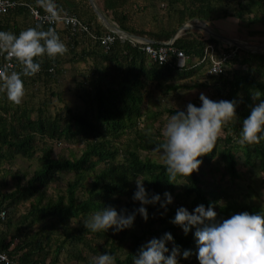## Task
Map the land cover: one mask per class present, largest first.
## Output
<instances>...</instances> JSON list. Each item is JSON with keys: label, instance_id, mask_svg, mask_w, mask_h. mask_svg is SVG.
<instances>
[{"label": "trees", "instance_id": "trees-1", "mask_svg": "<svg viewBox=\"0 0 264 264\" xmlns=\"http://www.w3.org/2000/svg\"><path fill=\"white\" fill-rule=\"evenodd\" d=\"M17 1L26 6L18 5L0 15V30L18 35L28 27L53 29L67 45V51L54 57L47 54L35 57L41 70L34 76H22L24 86L30 84L33 88L31 96L36 98L43 94L44 99L37 103L24 99L19 104L7 101L0 110V166L12 164L17 157L36 158L37 162L29 177L13 173V189L5 193L0 191V212L5 213L4 218H0V252L13 264H60V256L68 244L62 264H90L88 256L102 252L112 253L116 264H133L134 255L148 236L160 237L171 232L174 243L181 248L180 264H199L195 228L185 234L171 221L180 206L190 211L201 203L215 208L220 197L227 196L221 191L218 196H211L205 189L206 170L217 167L221 169V178L227 174L237 179L236 149H241L245 166H257L264 173V141L240 143L243 119L260 99H264V52L251 53L237 48L223 75L201 82V73L208 69L207 64L186 69L159 66L142 50L144 45L118 37L105 49L88 33L35 24L27 7H40L53 1L59 14L75 15L89 27L91 34H113L99 23L87 0ZM95 2L104 16L121 30L160 44L169 41L177 29L189 21L207 24L236 18L244 24L264 27V0ZM254 34L248 32V36ZM258 35L264 41V30ZM209 44L216 48L222 45L193 29L183 31L173 42L174 47L190 57L188 66L201 59ZM20 65L22 62L16 64L15 72H21ZM75 65H82L83 69L72 72ZM68 70L73 82L77 74L81 77L77 96L84 107L64 105L63 112L51 115L47 97L62 101L59 83L63 82ZM11 73L0 72V77ZM198 87L211 89L215 100H236V117L233 122L228 120L224 124L223 134L212 152L200 157L202 164L198 171L190 177L178 175L169 182L162 149L158 148L164 142L161 135L164 124L158 120L163 115L160 104L163 97L180 89ZM255 92L260 93V97L255 98ZM149 100H154V108L148 105ZM53 143L77 144L81 150L78 155L72 150L69 155L55 154ZM152 154L160 161L150 157ZM63 174H72L73 179L67 180L60 189L59 178ZM137 179L144 181L150 194L160 193L162 197L165 191L173 194L174 200L167 210L159 203L148 205L147 221L138 214L133 227L119 232L113 229L93 232L82 223L75 234L76 229L69 227L73 218L85 219L90 212L103 207L115 206L118 210L127 208L129 211L138 208L140 203L132 199ZM2 186L6 184L3 182ZM260 208L259 204L232 199L215 210L217 219H224ZM35 226L40 227L33 231ZM167 246L171 250L173 242ZM185 249L193 252L187 259L182 256Z\"/></svg>", "mask_w": 264, "mask_h": 264}, {"label": "clouds", "instance_id": "clouds-1", "mask_svg": "<svg viewBox=\"0 0 264 264\" xmlns=\"http://www.w3.org/2000/svg\"><path fill=\"white\" fill-rule=\"evenodd\" d=\"M0 50L17 57L23 64L22 72L4 75L0 85L6 90L8 98L19 104L24 95L23 77L34 76L41 70L35 57L47 54L49 57L62 55L67 45L53 29L41 30L28 27L18 35L0 30ZM254 97H260L255 92ZM199 105L189 102L185 109H177L170 114L161 129L163 143L162 160L169 182L179 176L190 177L199 170L202 157L212 152L222 133L224 124L236 117V100L211 99L200 93ZM264 141V99H260L242 121L240 143H259ZM136 189L132 199L140 206L132 211L107 206L90 212L83 223L93 232L122 231L134 226L137 215L145 221L149 218L148 205L167 206L174 200L170 191L149 193L144 181L135 180ZM171 223L180 226L185 234L193 227L196 243V256L199 264H264V205L257 211H241L228 218L217 219V211L209 204L201 203L193 210L185 206L177 208ZM173 242L171 250L167 246ZM193 254L185 249L182 256L187 259ZM180 246L174 243L171 232L153 237L139 248L133 257V264H180ZM90 264H116V257L110 252H102L90 258Z\"/></svg>", "mask_w": 264, "mask_h": 264}, {"label": "rangeland", "instance_id": "rangeland-1", "mask_svg": "<svg viewBox=\"0 0 264 264\" xmlns=\"http://www.w3.org/2000/svg\"><path fill=\"white\" fill-rule=\"evenodd\" d=\"M194 23L197 24H202L204 25L207 29L211 30L212 32L229 37L232 39H237L242 42L249 43L251 45L259 46L264 43L263 39L261 38H253L252 40L248 38V29L252 28V24H244L239 22V26L237 28L236 33H228L226 30H220L221 27L213 26L212 24H206V23H201L193 21ZM192 30V29H189ZM182 34V33H181ZM204 34V33H203ZM206 37V34H204ZM223 46H227L228 44L222 43ZM67 68H70L69 65L66 66ZM73 68V70H72ZM71 68V71L73 72L74 70H82L83 66L82 65H75L74 67ZM208 70V69H207ZM207 70L205 72L203 71V76L204 78H200L201 82H206L208 81L209 76ZM245 70V68H243ZM72 73L68 70L67 74H65V79L63 82L59 83L60 87V92L62 95V101H59L57 98H50L47 97L48 100V110L51 115L55 114L56 112H63L64 105H68L70 107H77V108H83L84 104L79 99L77 95L80 93V87H78L79 81H81V77L79 74L76 75L75 81H72ZM4 76L0 77V85L4 83ZM188 83V82H186ZM193 81H191V84ZM190 85V82L188 83ZM30 84H27L24 86V95L22 97L23 101L24 99L27 101H30V103L33 101L35 103L39 102L40 100L44 99V95H40L36 98L34 96H31V93L33 92V88L30 87ZM53 91H55L54 88H52ZM204 92L206 95H208L211 99L215 98L213 97L211 89L208 87L205 88H194V89H180L178 92L174 94L167 95L162 98L161 104H160V110L163 112V115L159 117V123L165 124L168 117L169 113H167L168 110H177V109H185L186 105L189 102L195 103L199 105L201 103L199 96L200 93ZM3 93V94H2ZM42 93V91H41ZM154 93V92H153ZM3 95L6 97V100H4ZM10 103L11 100L7 96V92L5 89L0 87V110H2V107L7 103ZM148 105L151 106L152 108L155 107L154 100H149ZM32 115V117H34ZM234 117L231 118L229 121L233 122ZM228 123V121L226 122ZM164 126V125H163ZM223 134V131L221 135ZM220 135V136H221ZM73 151V154L78 155L80 152L81 148L80 146L75 145H66V144H60V143H53V151L55 154L62 153L65 155H69L70 151ZM142 157L145 156V153H141ZM235 155L237 157L238 161V168H237V173H238V178L237 179H232L230 178L227 174L222 176L221 178V169L217 167H211L210 170H206L208 172L207 177L205 178L206 186L205 189L209 190L211 193V196H218L220 191L227 196H221L220 200L218 203H216L215 209H218L221 205H225L227 201H230L232 199H236L238 202H248V203H255L259 204L260 206L264 205V173H261L258 169V167H253V168H248L245 166L244 163V158L242 156V151L241 149H236L235 150ZM153 159H156L160 161L159 157L155 154L150 155ZM37 167V162L36 158L32 160H26L20 157H17L12 164H1L0 166V191L1 192H6L10 191L13 189V173H18L19 175H25L26 177H29L32 172L36 169ZM59 188L62 189L65 186V182L67 180L73 179L72 174H63L59 178ZM3 182L6 184V186H2ZM222 195V194H221ZM84 219L83 218H73L69 224L70 228L76 229L75 234L78 233ZM40 226H35L33 228L34 230H37ZM151 237H147L146 241L150 240ZM56 247L53 246V249ZM69 245L66 244L64 247V250L60 256V264H62L63 259L66 257V254L68 253ZM118 254V252H116ZM87 256V255H86ZM94 255L88 256L91 258Z\"/></svg>", "mask_w": 264, "mask_h": 264}, {"label": "built area", "instance_id": "built-area-1", "mask_svg": "<svg viewBox=\"0 0 264 264\" xmlns=\"http://www.w3.org/2000/svg\"><path fill=\"white\" fill-rule=\"evenodd\" d=\"M18 5L26 6V4L20 3L17 0H0V15L6 14L10 9ZM27 7L35 24L46 25L51 28L62 26L68 28L72 33H88L92 38L97 39L100 45L105 49H108L109 45L115 41L116 37H118L115 34H106L103 36H96L91 34L89 27L75 15L59 14L53 1L44 3L40 7ZM118 38L123 39L121 37ZM130 42L134 44L144 45L142 50H144V52L148 55L151 62L156 63L159 66L169 65L179 69H186L198 65L207 64L208 75L215 77L223 75L225 73L227 62L235 56L237 50L236 47L233 48V46L230 45H221L220 47L216 48L214 45L209 44L205 47L201 59L193 61V65L188 66L191 61L190 57H188L183 51L174 47L173 42H165L162 44H158L157 46L135 41ZM0 59V72L5 71L11 73L14 71L16 64L21 62L17 57L9 55L6 50H0ZM23 67V65H20L19 67L21 72L23 70ZM4 215V212H0L1 219L4 218ZM0 263L13 264L9 257L2 252H0Z\"/></svg>", "mask_w": 264, "mask_h": 264}, {"label": "water", "instance_id": "water-1", "mask_svg": "<svg viewBox=\"0 0 264 264\" xmlns=\"http://www.w3.org/2000/svg\"><path fill=\"white\" fill-rule=\"evenodd\" d=\"M90 7L92 8L95 16L97 17L99 23L105 28L107 29L109 32L115 34L118 37H121L125 40H129V41H135V42H141V43H147V44H160V43H155L154 41L147 39V38H142L136 35H133L131 33L125 32L123 30H121L116 24L110 22L105 16L104 14L101 12V10L98 8L95 0H87ZM189 29H193V30H198L204 34H206L207 36H209L210 38L216 39L221 43H226L230 46L251 52V53H263L264 52V43L259 45V46H255V45H251L249 43L246 42H242L239 40H235L232 38H228L219 34H216L214 32H212L211 30L207 29L204 25L202 24H197L194 23L193 21H189L184 23L181 27H179L177 29V31L171 36V38L169 39V41H167L166 43H172L175 41V39L181 35V33L185 30H189ZM208 37V38H209Z\"/></svg>", "mask_w": 264, "mask_h": 264}, {"label": "crops", "instance_id": "crops-1", "mask_svg": "<svg viewBox=\"0 0 264 264\" xmlns=\"http://www.w3.org/2000/svg\"><path fill=\"white\" fill-rule=\"evenodd\" d=\"M199 22V21H196ZM202 23V22H201ZM207 24H212L213 26H217V27H221L220 30H226L228 33H236L237 28L239 26V21L236 18H226V19H218V20H214L210 23ZM252 28L248 29V32L251 33H255L252 36H248L249 39H253V38H261L258 33L262 32L264 30V27L262 26V24H252ZM229 38V37H228ZM245 41V40H242Z\"/></svg>", "mask_w": 264, "mask_h": 264}]
</instances>
